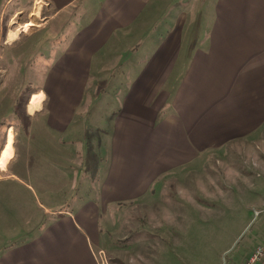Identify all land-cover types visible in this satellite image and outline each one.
I'll return each mask as SVG.
<instances>
[{
    "label": "crops",
    "instance_id": "crops-1",
    "mask_svg": "<svg viewBox=\"0 0 264 264\" xmlns=\"http://www.w3.org/2000/svg\"><path fill=\"white\" fill-rule=\"evenodd\" d=\"M5 81L0 264H101L103 213L263 129L264 0H3Z\"/></svg>",
    "mask_w": 264,
    "mask_h": 264
},
{
    "label": "rangeland",
    "instance_id": "rangeland-1",
    "mask_svg": "<svg viewBox=\"0 0 264 264\" xmlns=\"http://www.w3.org/2000/svg\"><path fill=\"white\" fill-rule=\"evenodd\" d=\"M0 84L10 90L7 81ZM6 126L0 127V146ZM5 151L6 145L0 160ZM102 218L108 219L100 227L107 264L241 263L264 241V127L207 149L199 161L162 175Z\"/></svg>",
    "mask_w": 264,
    "mask_h": 264
},
{
    "label": "built area",
    "instance_id": "built-area-1",
    "mask_svg": "<svg viewBox=\"0 0 264 264\" xmlns=\"http://www.w3.org/2000/svg\"><path fill=\"white\" fill-rule=\"evenodd\" d=\"M102 253V249L98 250L99 262L101 264H107L102 260ZM239 264H264V241L255 244Z\"/></svg>",
    "mask_w": 264,
    "mask_h": 264
},
{
    "label": "bare ground",
    "instance_id": "bare-ground-1",
    "mask_svg": "<svg viewBox=\"0 0 264 264\" xmlns=\"http://www.w3.org/2000/svg\"><path fill=\"white\" fill-rule=\"evenodd\" d=\"M33 100L30 103V109L33 111V109L38 105V102L40 100L41 95L40 94H35L33 95ZM42 101V100H41ZM40 104V102H39ZM11 140H12V133H9L8 139H7V144H6V151L3 155V157L0 160L1 164H5L6 160L8 159L10 152H11ZM13 147V145H12Z\"/></svg>",
    "mask_w": 264,
    "mask_h": 264
}]
</instances>
